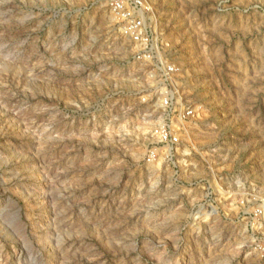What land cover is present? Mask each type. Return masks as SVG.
I'll return each mask as SVG.
<instances>
[{"label":"rangeland","instance_id":"374dc122","mask_svg":"<svg viewBox=\"0 0 264 264\" xmlns=\"http://www.w3.org/2000/svg\"><path fill=\"white\" fill-rule=\"evenodd\" d=\"M147 2L167 80L130 0H0V264H264V0Z\"/></svg>","mask_w":264,"mask_h":264},{"label":"built area","instance_id":"2783aa9c","mask_svg":"<svg viewBox=\"0 0 264 264\" xmlns=\"http://www.w3.org/2000/svg\"><path fill=\"white\" fill-rule=\"evenodd\" d=\"M132 6H120L122 10H126L127 13L124 17L128 22L123 27L124 34L130 35L136 42L142 46L141 52L144 58L147 60L154 61L161 74L168 79V75L175 70V66L169 61V58H164L163 53L157 49V52L153 49L154 45H158L160 42L158 36L153 38L152 26L153 9L150 5H147V0H130ZM161 48L164 49V44ZM151 45V47L149 46ZM167 48V45H166ZM176 142L179 138H175Z\"/></svg>","mask_w":264,"mask_h":264}]
</instances>
